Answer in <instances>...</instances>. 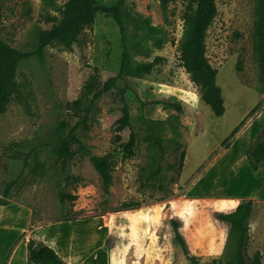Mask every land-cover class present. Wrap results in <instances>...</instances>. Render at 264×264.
I'll use <instances>...</instances> for the list:
<instances>
[{"label":"rangeland","instance_id":"1","mask_svg":"<svg viewBox=\"0 0 264 264\" xmlns=\"http://www.w3.org/2000/svg\"><path fill=\"white\" fill-rule=\"evenodd\" d=\"M66 1L3 0L1 38L18 49L33 50L39 32L61 17ZM96 1L112 5L117 0ZM189 2L176 0L163 7L160 0L125 1V41L132 62L151 61L155 56L163 59L148 74L118 80L97 100L87 128L77 132L93 154L114 155L108 194L86 150L74 146L65 180L55 175L52 148L42 144L66 134L74 124L69 104L78 98L89 100L88 83L99 87L118 71L122 47L117 24L110 15L98 13L70 50L54 44L46 47L43 61L31 56L20 62L21 100L13 98L0 115V199L7 203L0 204V264L8 263L19 239L26 236L42 242L39 230L49 224L47 234L57 236L59 249L75 248L86 264H193L174 239L172 219L179 221L189 255L197 264H233L236 234L217 215L232 210L236 200L232 193L241 192V176H252L240 165L224 172L221 163H211L223 151L213 158L221 148L217 145L248 112L255 106L256 111L264 108V74L252 35L254 0H215L217 14L205 45L209 62L218 69L216 82L226 93L218 84L228 107L222 118L212 114L200 97V85L181 66L180 46L186 30L182 16ZM235 72L241 83L253 89L237 84ZM123 88L131 128L120 133L121 142L127 141L131 131L136 136L135 154L126 159L120 143L112 140ZM256 91L259 100H254ZM166 102H179L182 110ZM252 117L236 135L242 142L254 137L257 123L264 119ZM193 135L186 174L201 157L206 138L213 150L196 172L180 182L179 155L186 153V140ZM158 137L163 152L155 143ZM28 152L27 166L19 175L23 160L18 153ZM158 164L160 174L148 179ZM204 171L206 176L194 185ZM17 177L10 194L3 196L5 183ZM207 190L226 198H212L204 193ZM60 192L77 198L61 201ZM248 224L246 258L259 251L264 264V202L255 201Z\"/></svg>","mask_w":264,"mask_h":264},{"label":"trees","instance_id":"2","mask_svg":"<svg viewBox=\"0 0 264 264\" xmlns=\"http://www.w3.org/2000/svg\"><path fill=\"white\" fill-rule=\"evenodd\" d=\"M0 0V19L2 2ZM126 0H117L112 5H106L96 0H67L61 11L60 18H53L54 23L50 28L42 30L37 36V44L31 51H24L11 45L0 36V115L3 114L9 102L20 97V83L18 80V67L21 61L35 56L39 61L44 60L46 47L54 44L61 45L70 50L77 41L78 36L84 29L91 27L94 23L95 16L98 13L110 15L118 26L121 36V58L118 71L108 77L99 87L94 86L91 82L86 85V93L90 95L87 102L81 98L70 102L69 106L73 116L76 117L74 124L66 134L59 136L52 142H46L42 145L50 146L55 154V175L59 178L64 176L68 180V167L71 159L75 154V148L86 150L89 161L97 172L101 188L104 194L109 193L112 184V172L115 166V157L110 152L103 155H96L85 148L83 141L78 135V130L86 129L90 114L96 106L100 96L115 87L118 80H124L125 77H140L148 74L154 66L163 58L155 56L153 60L147 62L133 63L125 41V20L123 6ZM176 0H160L163 7ZM217 14L215 0H190L183 13V19L186 25L184 39L180 46V61L184 71L189 75L190 80L199 84L201 87V99L209 106L212 114L216 117L222 116L225 112L224 98L220 86L216 83V74L218 69L214 67L206 55L205 38L207 30ZM253 41L256 45L260 68L264 74V0H254V20H253ZM235 68H240L239 61L236 62ZM125 88L120 90L121 95V114L112 122L113 142L120 143L122 158H130L135 154L136 136L130 132L127 141L121 142V132L124 129L131 128L129 107L124 98ZM264 93V89L261 91ZM166 105L173 107L177 111L182 110L179 102H166ZM257 106L253 107L248 114L231 130V132L220 143L221 148L213 155L215 158L218 153L227 148L235 136L246 125L247 121L255 114ZM158 149L163 152L161 138H155ZM31 152L26 154L18 153L22 158L23 165L19 175L27 166L28 157ZM162 155V153H161ZM185 151L179 155L178 167L181 170ZM245 156L248 164L253 170H256L258 164L264 160V126L261 134L246 149ZM162 156H160L161 158ZM162 168L158 164L156 169L151 172L148 179L155 178L160 174ZM17 178L11 179L5 183L2 195L8 196L12 187L17 182ZM59 198L63 201L69 198L74 201L76 194L59 193ZM253 199H242L228 212H219L218 218L221 221L229 223L235 231L236 247L233 252V264H262L261 253L256 251L254 255L247 259L245 247L249 238L248 219L253 209ZM0 204H7L0 199ZM133 205V204H129ZM73 218H66L72 220ZM173 229L174 239L179 245L182 253L190 259L193 264L195 257L189 255L185 240L180 232V223L172 219L170 221ZM28 260L34 264H76L62 259V257L49 245L42 242H34L29 239L27 244Z\"/></svg>","mask_w":264,"mask_h":264},{"label":"crops","instance_id":"3","mask_svg":"<svg viewBox=\"0 0 264 264\" xmlns=\"http://www.w3.org/2000/svg\"><path fill=\"white\" fill-rule=\"evenodd\" d=\"M233 75H234V72L232 71L231 72L232 78H234ZM235 76H236L235 82L237 84H240L244 90L248 91V90L253 89V88L241 83L240 80L238 79L237 75H236V72H235ZM216 83L221 85L222 90L224 92V96H225L226 93H225L224 86L221 83H219V81ZM257 94H258V92H257ZM259 99H260V95L258 94V96H255L254 100H259ZM226 106H225L224 114L222 116H219V118H222L225 115L226 111L228 112V107H226ZM263 110H264V108H260V109H258V111H256L255 115L253 116L255 120H257L258 118H263V116H264ZM263 126H264V119L260 120L257 123L258 131H256V133L254 134V137L252 136L248 140L246 139L245 142H242V140H240L239 137L236 136L234 138V140L230 143V145L227 148L223 149V151L211 163V165H213L215 162L221 163V165L224 167L223 171L225 169V171H229V172H232L238 165H240L241 168H244L245 171H247L252 176L250 178H247L243 175L241 176V192H236L237 194L232 193V198H236L235 202L233 203L234 205L232 206V209L242 199H253L255 201L264 202V160L258 164V167L256 170H253L250 167V165L248 164L246 156H245V151H246L247 147L258 136H260L261 129ZM202 130H203V128H202ZM225 133L219 139L216 140L215 145H217L219 143V141H221L222 138H224ZM195 136L196 135L190 136L186 140L187 141L186 142V153L184 156L183 165H182V169H181V173H180V180H179L180 182L182 180H184L187 176L192 174L194 171L196 172L197 167L201 165V163L206 159V157L209 155V153L213 150V148H212L213 146L212 147L209 146V144L207 143V138H206V140L204 142L205 148H204V151L202 152L201 157L193 163V165L190 169V172L188 174H186V167H187V165H190L191 161H192L191 146H192V142L194 140L193 137H195ZM219 146H220V143L217 145V147H219ZM205 176H206V172L204 171V173L202 175H200L199 177H197V179H195L194 185H196L197 183H200L201 180ZM204 193L206 195H210L212 198L215 197L216 199L220 198V197H224V196L216 194V192L214 193V191L212 192V190L204 191ZM224 198H226V197H224ZM50 225L51 224L46 225L43 228V230H39V236H41L40 240L42 241V243L51 246L65 261L73 262L76 264L88 263V261L83 263L80 252L75 250V248H71V250L70 249L61 250V248L59 249V247H60L59 242L60 241L58 240L57 236L56 235L52 236L50 234H47V231L51 229V228H49ZM29 239L30 238L26 237V236L23 237L22 239H19V242L16 244V246L11 249L12 252L9 254L8 259H6V261L8 262L7 264H34L28 260L27 244H28ZM69 253L71 255L70 259L67 258V255ZM89 258H88V260H89Z\"/></svg>","mask_w":264,"mask_h":264}]
</instances>
